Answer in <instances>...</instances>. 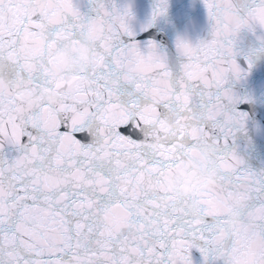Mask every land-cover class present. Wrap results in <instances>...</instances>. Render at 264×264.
Here are the masks:
<instances>
[{
  "label": "snow or ice",
  "instance_id": "obj_1",
  "mask_svg": "<svg viewBox=\"0 0 264 264\" xmlns=\"http://www.w3.org/2000/svg\"><path fill=\"white\" fill-rule=\"evenodd\" d=\"M204 4L211 39L177 38L174 70L153 30L168 0L140 28L117 0H87L88 11L83 0H0V61L13 60L31 91L60 94L29 109L0 87V264H264V171L231 148L251 109L230 83L253 68L238 62V43L264 29V0ZM89 36V70L57 78L52 51ZM169 116L177 127L161 140ZM205 142L218 150L217 183L174 200L167 176ZM236 199L259 218L251 235L223 232Z\"/></svg>",
  "mask_w": 264,
  "mask_h": 264
},
{
  "label": "water",
  "instance_id": "obj_2",
  "mask_svg": "<svg viewBox=\"0 0 264 264\" xmlns=\"http://www.w3.org/2000/svg\"><path fill=\"white\" fill-rule=\"evenodd\" d=\"M212 22L209 18L207 8L202 3L198 15L194 21L191 31L186 40L193 44L211 39ZM240 55L238 62L247 69L248 61L251 60L253 68L245 78L233 79L230 83L236 94L243 100L248 101L251 109V116L246 131H240L231 145L237 154L245 161L244 167L257 173L264 171V29H256L254 32L245 30L241 33L238 43ZM181 64V57L178 55L173 69H178ZM164 133L160 139L168 137L167 117L161 129ZM201 147L197 148L194 154L189 155L180 162L167 176L166 189L168 194L171 189L169 185L176 179L181 170L188 169L195 173L200 164ZM232 210V204L227 207L226 218ZM259 219V218H258ZM245 217H241V224L246 223ZM225 225V222H224ZM255 231L237 232L235 235H251Z\"/></svg>",
  "mask_w": 264,
  "mask_h": 264
},
{
  "label": "clouds",
  "instance_id": "obj_3",
  "mask_svg": "<svg viewBox=\"0 0 264 264\" xmlns=\"http://www.w3.org/2000/svg\"><path fill=\"white\" fill-rule=\"evenodd\" d=\"M87 44L76 50V55L72 56L68 52L58 53L59 66L55 69L57 78H62L65 73H84L92 66L96 56V41L94 37H87ZM51 102L58 103L60 97L57 93H50L47 97ZM40 121H36L39 126ZM167 127L169 137L177 127V120L174 116L167 117ZM219 177L218 150L206 142L201 145L200 164L195 173L187 168L181 170L178 177L169 185L170 197L174 200L191 199L199 197L203 192L211 189L217 183ZM248 204L245 200L236 199L232 202V210L225 220L223 232L225 236H233L237 232L255 231L260 223L257 215L249 214L246 223L241 224V217H245ZM200 202L198 199L191 200L188 211L194 216L199 213Z\"/></svg>",
  "mask_w": 264,
  "mask_h": 264
}]
</instances>
